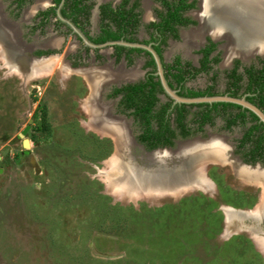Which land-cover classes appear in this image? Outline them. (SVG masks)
Returning <instances> with one entry per match:
<instances>
[{"label": "flooded vegetation", "instance_id": "af4514ba", "mask_svg": "<svg viewBox=\"0 0 264 264\" xmlns=\"http://www.w3.org/2000/svg\"><path fill=\"white\" fill-rule=\"evenodd\" d=\"M200 1L0 0V35L13 31L11 39L0 38V56L8 73L20 74L24 83H47L41 77L58 71L52 85L65 93L63 102H76L77 113L85 117L79 124L97 135L109 119L120 117L145 151L175 149L194 138L206 141L209 157L221 163H208L207 178L187 182L181 191L241 195L229 205L220 202L225 227L231 228V238L247 232L264 253L253 232L264 229V214L259 217L264 213V177H259L264 173V52L229 56L226 37L206 32L192 38L201 24ZM90 79L97 81L96 90ZM74 83H82L81 89ZM208 97L225 99L183 100ZM93 103L103 111L101 117L88 111ZM105 136L115 150L114 140ZM214 151L219 154L212 156ZM236 170L252 171L251 178ZM223 175L227 184L221 188ZM229 209L252 212L244 221L252 232L236 213L228 223Z\"/></svg>", "mask_w": 264, "mask_h": 264}, {"label": "rangeland", "instance_id": "374dc122", "mask_svg": "<svg viewBox=\"0 0 264 264\" xmlns=\"http://www.w3.org/2000/svg\"><path fill=\"white\" fill-rule=\"evenodd\" d=\"M56 73L24 83L0 56V264H264L247 232L231 238L225 227L220 202L241 196L228 189L215 197L111 194L98 170L113 143L79 124L80 107L52 85ZM27 125L24 149L18 133Z\"/></svg>", "mask_w": 264, "mask_h": 264}, {"label": "bare ground", "instance_id": "6f19581e", "mask_svg": "<svg viewBox=\"0 0 264 264\" xmlns=\"http://www.w3.org/2000/svg\"><path fill=\"white\" fill-rule=\"evenodd\" d=\"M200 5L202 11L197 13V16L199 17L201 24L199 29H196V31L191 32L192 38L194 39L199 38V35L201 34L203 35L206 32L210 33L214 38L226 37L227 43L225 50L229 52L230 54L229 56L243 55L247 57V55H250L249 53L251 52H255V53L257 51H259L260 53L264 52V0H201ZM207 14H210L211 16H213V18L209 19L207 17ZM214 22L217 24L219 28H217L216 25H214ZM12 32L10 31L9 33V31L8 32L5 31V35L4 33H2V36H4L6 40H9L8 37L11 39ZM2 36L0 35V37ZM12 62L13 61H11V63ZM29 66L33 67L34 63L32 62V64H29ZM37 66L40 65L38 64ZM96 80L99 81V79ZM96 80L90 79V82L94 86L93 89L95 90L97 86ZM98 87H100V85ZM95 97L97 98L96 94ZM93 101H96V99ZM88 106L90 107L89 110L90 113H92L94 117H96L95 115L99 117L101 113H103V111L99 107L98 109L96 108L95 104L93 106L90 105ZM105 115L106 114H104V116ZM119 124L120 125L115 124L116 127L103 126L101 129V131H109L113 135H115L116 143L119 145V149H120L119 155L118 156L113 155V157L106 160L105 165L106 168H111L112 170L115 169L118 171V174L119 176H121V178L120 177L117 178V182L123 181L119 186L122 187V191L124 193H136V187L134 181L136 179L142 178L143 175L147 176L148 178L157 179L158 176L166 170V165H164V162L166 161L165 156L167 157V155H164V157H162L161 154H156L157 156L155 155L151 157V159L158 161L157 168L153 172L143 170L137 167V171L135 173L132 170L131 164L127 160H125L127 156V144H129V140L126 136L127 133L125 131L124 125L122 123ZM26 144L29 145L30 143L26 142ZM204 146H207V144L191 143L188 145L181 146L179 152H184V154H186V152L190 153L196 150L201 151V148H204ZM215 147H219V146L216 145ZM222 150H224V147H222ZM216 154L218 155L219 152H215V151L213 153L211 152L212 156ZM146 159H150V158H146ZM184 171H185L184 167H179V169L177 168L176 172L174 173L176 179H180V180L183 179L185 177ZM236 172L238 171L236 170ZM238 173L243 175L244 177L251 178L252 171L248 173L246 171L241 170ZM259 177L263 178L264 173L259 174ZM122 178L123 180H121ZM107 181L111 183L113 181V178H110ZM159 187L161 186L159 185ZM263 214L264 213H260L261 216L259 215V217H262ZM255 231L256 229H254L253 232ZM258 241L261 243V245L264 248V238L259 239Z\"/></svg>", "mask_w": 264, "mask_h": 264}, {"label": "water", "instance_id": "95a60500", "mask_svg": "<svg viewBox=\"0 0 264 264\" xmlns=\"http://www.w3.org/2000/svg\"><path fill=\"white\" fill-rule=\"evenodd\" d=\"M22 52L23 51L21 50V53ZM222 99L225 98L208 97V98H193V99H183V100L186 102H193V101L196 102L199 100H222ZM232 100L236 101L234 99ZM254 110L255 112L261 115V113H259L258 110L256 109ZM119 123H122L124 125L125 131L127 133L126 136L129 140V144H127V156L125 160H127L131 164L132 170L136 173L138 167L143 170L153 172L157 168L158 161L151 159V157L155 156L156 154H161L162 157H164V155H167V157L165 156L166 161L164 162V165H166V170L163 173H161L157 179L148 178L147 176L143 175L142 178L136 179L134 181L136 187V193H124L122 191V187L119 186L123 182L121 180H123L124 177L120 180L121 182H117V178L119 177L121 178V176H119L118 174V171L115 169L112 170L111 168H106L105 165L102 169H99L98 172L102 174V176L106 179L105 181L107 183V186H109L110 188L111 194L133 200L142 198L143 196L159 197V196L168 195L170 193L171 194L173 193L174 195H179L183 188H188L189 184H187V182L190 183L192 181L190 184H193V183H197V181H199L198 179H202L204 181V179L207 178L205 177L204 170L205 167L208 165V163H212V162L221 163L220 161H216L214 158L209 157L210 153L208 154L206 152V150L204 149L205 147L201 148V151L196 150L190 153L186 152V154H184V152H179L180 147L183 145H188L191 143H206V141L200 138H194L191 140L182 141L178 143L175 149L164 147V148L152 149L150 151H145L144 148L136 141L135 137L133 136L129 128V123L125 119L120 117H116L114 119L113 117L112 119H109L108 124L104 126L116 127L115 124L120 125ZM28 128L29 126H27L20 133H18V136L22 138V146L24 147V149H29L30 147V144L29 145L26 144V142L30 143V141L25 137ZM100 134L101 135L107 134L114 140V144L116 148L109 158L113 157V155L118 156L120 149H119V145L116 143L115 135H113L109 131H100ZM146 158H150V159H146ZM31 162L34 167L38 166V164L35 162L34 159H32ZM105 162L106 161H104V164ZM179 167L185 168L184 171L185 177L181 180L176 179L174 174L177 168L179 169ZM36 172H39L38 168H36ZM110 178H113V181L111 183L107 181ZM159 185L161 187H159ZM235 211L236 210L229 209L226 212V221L230 223L232 221L233 214L236 213L237 215H239V217L242 218L240 219V221L243 220L241 222V226H243L246 230L252 232L253 228H250L249 225L244 222L246 219L249 220L253 216L251 215L252 212H246V211L235 212ZM254 234H256L258 238L261 239L264 237V229L258 228L254 232Z\"/></svg>", "mask_w": 264, "mask_h": 264}, {"label": "trees", "instance_id": "16d2710c", "mask_svg": "<svg viewBox=\"0 0 264 264\" xmlns=\"http://www.w3.org/2000/svg\"><path fill=\"white\" fill-rule=\"evenodd\" d=\"M39 129V128H38ZM119 210L121 209V210H126V209H130L129 207H120V208H118ZM226 246V245H225ZM225 246H224V248H225Z\"/></svg>", "mask_w": 264, "mask_h": 264}]
</instances>
